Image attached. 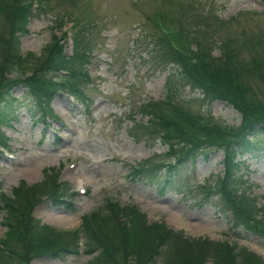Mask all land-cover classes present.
<instances>
[{
  "label": "rangeland",
  "instance_id": "obj_1",
  "mask_svg": "<svg viewBox=\"0 0 264 264\" xmlns=\"http://www.w3.org/2000/svg\"><path fill=\"white\" fill-rule=\"evenodd\" d=\"M43 3V12L39 6L28 31L20 37L21 52L39 55L52 35L59 37L66 33L67 40V32L71 30L75 40L82 41L91 60L87 68L90 81L80 85L90 107L79 98L77 105L63 92L56 93L49 105L55 118H48L47 123L38 119L36 108L20 107L17 120L2 127L7 145L0 147V193L9 194L21 182H40L47 170L57 171L58 180L68 188L66 200L70 205L53 206L42 200L31 211L41 224L60 231L75 230L84 214L101 208L110 199L122 205H137L148 223L165 224L190 239L232 242L238 249H246L264 260L263 237L240 228L230 229L229 214L220 211L216 200L197 204L201 193L195 189L196 185L212 182L223 170L220 149L213 147L214 153L207 159L199 157L194 167L180 171L185 192L170 187L159 192L156 182L131 179L129 172L134 165L144 166L145 160L157 154L166 164L168 150L163 138L138 140L128 134V128L135 122L148 119L140 106L167 94L170 70H157L148 55L150 41L162 34L156 17H163L164 29L173 30L178 40H194L204 45L207 39L219 44L229 37L242 42L264 35V0H43ZM59 19H65V23L57 27ZM70 20L76 23L73 28ZM219 51L214 45V55ZM241 55L249 57L247 51ZM262 89L261 83L250 88L247 100H261ZM14 93L22 96L24 90L18 87ZM178 93L192 119L196 114L209 113L225 125L238 126L242 121L243 115L229 100L205 103L200 91L182 85ZM242 173L245 183L241 190L264 213V153L247 154ZM83 188L85 193L80 192ZM2 216L0 210V239L6 231ZM82 250L83 244L79 253L64 260L41 254L31 259L30 264H87L91 256ZM163 256L164 252L158 254L152 264H163ZM203 264L214 263L209 258Z\"/></svg>",
  "mask_w": 264,
  "mask_h": 264
},
{
  "label": "trees",
  "instance_id": "obj_2",
  "mask_svg": "<svg viewBox=\"0 0 264 264\" xmlns=\"http://www.w3.org/2000/svg\"><path fill=\"white\" fill-rule=\"evenodd\" d=\"M31 4L32 0H0L2 145L7 140L2 127L17 120L20 107L36 108L38 119L44 122L45 118L52 117L49 103L57 92H71L83 99L80 85L87 80L89 55L80 39H76L71 56L65 52V34L52 35L39 55L33 52L22 55L20 37L26 33ZM44 7L41 0V13ZM162 20V16L156 17L162 34L150 41L148 55L157 70H170L167 94L162 100L140 106L148 119L135 122L128 128V134L138 140L163 138V144L168 146L166 160H175L176 166L173 178L164 185L165 171L170 164L163 163L157 154L145 160L144 166L132 168L129 177L156 182L159 192L169 187L184 191L186 186L181 183L180 171L194 167L199 157L207 159L215 149H220L223 170L212 182L196 185L195 189L201 193L197 204L216 200L220 211L229 214L230 229L240 228L264 238V215L241 190L245 183L242 179L244 157L253 151L257 155L264 153V35L242 42L227 37L219 44L207 39V45H202L194 40L176 39L173 30L164 29ZM56 22L60 27L63 19ZM214 45L220 50L219 57L212 55ZM246 51L247 58L241 55ZM259 83L263 86L262 99L247 100L249 89L259 87ZM180 85L200 91L205 103L216 99L231 101L243 115L240 125L218 123L209 113L196 114L192 119L191 111L179 101ZM18 87L24 90L22 96L14 93ZM44 174L40 182H21L11 196L0 193L2 224L6 228L0 239V264H30L31 259L41 254L64 260L79 253L82 244V251L91 256L87 264H147L162 252L163 264H203L209 258L214 264H264L263 259L246 249L236 251L223 241L190 239L165 224L148 223L136 205L120 208L110 199L101 208L84 214L79 228L55 230L41 224L31 211L42 200L53 206H69L68 188L66 183L58 182L57 171L47 170ZM160 245H165V249L157 252Z\"/></svg>",
  "mask_w": 264,
  "mask_h": 264
}]
</instances>
